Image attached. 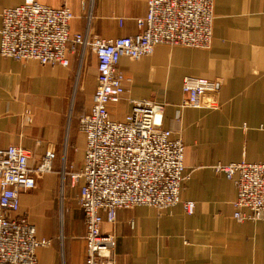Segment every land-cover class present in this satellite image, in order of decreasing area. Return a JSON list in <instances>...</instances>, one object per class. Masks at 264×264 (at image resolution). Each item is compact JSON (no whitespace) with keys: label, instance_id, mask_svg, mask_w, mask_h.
<instances>
[{"label":"crops","instance_id":"crops-1","mask_svg":"<svg viewBox=\"0 0 264 264\" xmlns=\"http://www.w3.org/2000/svg\"><path fill=\"white\" fill-rule=\"evenodd\" d=\"M36 1L68 7L71 33L87 30L105 39L136 33L135 19L146 13L145 0ZM23 2L0 0V10ZM96 66L94 58L80 70L74 54L66 67L0 56V148L21 146L32 153V164L55 153L39 188L19 193L18 215L49 242L36 250L37 264H85L79 185L73 197L66 195L67 220L60 227L49 173L63 174L62 192L74 186L69 170L82 166L79 119L91 107ZM119 67L126 100L109 106L110 118L129 112L127 98L163 104V125L180 134L190 171L180 199L193 201L194 210L187 214L181 204L118 209L113 224L102 213L101 229L115 235V264H264V210L256 221L234 219L235 184L214 170L217 164L264 162V0H213L208 49L158 45L138 60L121 57ZM185 76L217 81L218 107H182Z\"/></svg>","mask_w":264,"mask_h":264},{"label":"built area","instance_id":"built-area-1","mask_svg":"<svg viewBox=\"0 0 264 264\" xmlns=\"http://www.w3.org/2000/svg\"><path fill=\"white\" fill-rule=\"evenodd\" d=\"M146 13L137 17V32L101 38L71 33V10L52 8L36 0L0 10V56L42 65H69L70 54L80 61L89 49L97 60L95 88L88 113L79 119L85 137L81 169L70 172L79 184L78 204L84 216L85 264H115V235L101 229L113 224L118 209L150 206L166 209L181 204L192 214L194 202L181 201L182 185L190 171L184 165L185 145L178 132L163 125V104L127 98L130 110L113 120L109 106L125 99L126 77L121 57L138 60L158 45L208 49L212 41L213 0H145ZM121 20H119L120 22ZM182 107H218V82L185 76ZM32 153L16 145L0 148V264H37L39 239L32 223L19 212V193L35 188L38 178L51 171L55 153L47 151L37 163ZM236 188L233 217L256 221L264 210V162L217 164ZM80 182V183H79Z\"/></svg>","mask_w":264,"mask_h":264},{"label":"rangeland","instance_id":"rangeland-1","mask_svg":"<svg viewBox=\"0 0 264 264\" xmlns=\"http://www.w3.org/2000/svg\"><path fill=\"white\" fill-rule=\"evenodd\" d=\"M82 53V58H81V61L79 59V57L77 56V52L74 54L75 57L78 58L79 60V67H80V70L81 68H84V66L87 65L88 61L92 62L94 60V55L92 54V52L87 48L83 51H81ZM41 158V156L39 158H34L35 159V163H37L39 161V159ZM76 169V168H74ZM63 171V168L62 170ZM51 172V171H50ZM54 172V170H53ZM72 172V170H69V173ZM49 174H52L54 176V186H53V192L51 194H53L55 196V206H56V211H57V214H56V223L58 226L60 227H63L64 224L66 223V217H67V214L68 212L65 211V208H66V205H67V201L66 199L68 197H66V195H68L69 197H73L76 192H77V186L79 185L78 183H75L73 187H65L64 189V192H62V189H61V180H62V177H63V174L61 176V174H56V173H49ZM48 175V173H45L42 175V177L38 178L37 180V183H36V186L35 188L33 189V191L37 188H39V181L42 182V179H44V177ZM64 182L65 184L67 185L68 184V180L67 178L64 179ZM69 205V204H68Z\"/></svg>","mask_w":264,"mask_h":264}]
</instances>
